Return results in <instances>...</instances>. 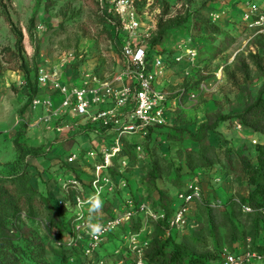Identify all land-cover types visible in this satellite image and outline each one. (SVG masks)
<instances>
[{
    "label": "rangeland",
    "instance_id": "obj_1",
    "mask_svg": "<svg viewBox=\"0 0 264 264\" xmlns=\"http://www.w3.org/2000/svg\"><path fill=\"white\" fill-rule=\"evenodd\" d=\"M242 3L243 0H137L143 17L144 44L157 36L161 20L176 18V25L154 45V54L179 49L198 52L193 64L186 59L171 65L162 88L174 94L173 98L179 88L188 84L198 96L193 101L182 99L174 106L171 126L147 140L130 138L133 146L143 143L145 148L138 154L131 147L135 160L131 163L130 187L119 202L131 196L168 212L173 210L179 189L199 185L203 201L192 205L186 227L170 234L188 255H218L224 248L264 242L263 222L255 214L244 213L240 206V197L250 189L242 171L241 156L254 158L256 146H264V137L245 130L237 118L222 123L209 138L216 162L213 167L202 169L194 168L198 157L192 152L198 151L199 145L188 134L196 132L218 112L239 115L264 88V40L243 30L239 16ZM6 12L24 34L22 50L16 46L17 35L6 19ZM213 14L220 17L213 20ZM202 16L212 21L202 22ZM122 43L123 36L96 0H0V170L11 168L16 160L14 139L22 129V142L43 154L29 159L31 171L37 174L32 180L34 186L44 194H51L55 204L64 198V186L72 179L68 174L71 166H78L77 163L65 166L70 152L102 145L105 139L82 130L66 140L52 126L42 124L41 109L32 106L21 64L35 72L32 78L35 74L38 78L41 66L58 68L61 60L70 62L74 56L75 63L64 70L69 81L80 84L90 71L113 80L124 70ZM153 168L157 170L156 180L147 178ZM227 215L242 232L237 241L226 227ZM45 221L43 211L37 212L31 221L42 236H48ZM147 224H143L147 233L151 232L147 236L155 234L163 240L169 236ZM50 236L55 240L56 233ZM120 244L116 239L109 243L110 264L118 258L112 252ZM52 248L49 262L64 264L55 242ZM171 250L172 247L168 248ZM213 264H219L218 260Z\"/></svg>",
    "mask_w": 264,
    "mask_h": 264
},
{
    "label": "built area",
    "instance_id": "obj_2",
    "mask_svg": "<svg viewBox=\"0 0 264 264\" xmlns=\"http://www.w3.org/2000/svg\"><path fill=\"white\" fill-rule=\"evenodd\" d=\"M104 15L112 22L123 36L121 52L124 70L113 80L103 78L96 72L85 73L80 84L69 81L64 70L75 63L61 60L58 68L40 67L38 76L39 94L33 99V107L41 109L40 122L52 126L62 139H70L76 132L88 130L97 137L105 139L104 144L92 146L87 150L70 153L69 163L88 164L86 171L90 175L87 184L72 178L64 186L68 193L69 184L81 189L75 197L73 220L70 231L58 242L68 249L81 248L83 257L92 263L106 264L105 258L98 257L102 246L107 244L112 235L121 237V244L115 250L117 264L129 260L133 264H148L145 249L150 243L147 227L166 220L167 234L183 230L192 205L202 200L203 192L199 185L190 186L176 195L179 202L171 217L166 212L153 208L147 202H136L131 196L125 200L117 199L111 214L99 218L98 212L90 213V197L99 194L100 200L112 199L128 190V160L119 159L124 149L125 138L145 140L152 128L167 126L182 99L195 100L198 92L184 85L174 94L162 88L171 65L189 60L195 63L198 52L179 49L172 55H150L149 48L142 41V16L138 11L137 0H96ZM240 24L243 30L254 36L264 35V0H243L240 9ZM213 20L220 16L213 14ZM139 38V40H137ZM202 89H205L202 86ZM141 154L143 145L136 147ZM119 167H116V160ZM113 170H116L113 172ZM219 181V179H218ZM119 202V203H118ZM61 204L62 201H60ZM68 203H66L67 205ZM244 212H251L249 206ZM92 219L89 221V216ZM99 225V232L92 234L90 225ZM135 224L140 227L135 229ZM147 224V225H149ZM120 231V234H116ZM221 264H264V252L248 246L234 251L224 248ZM74 261V258H72Z\"/></svg>",
    "mask_w": 264,
    "mask_h": 264
},
{
    "label": "trees",
    "instance_id": "obj_3",
    "mask_svg": "<svg viewBox=\"0 0 264 264\" xmlns=\"http://www.w3.org/2000/svg\"><path fill=\"white\" fill-rule=\"evenodd\" d=\"M6 19L9 21L14 33L17 35L16 46L22 50L24 48L23 32L18 30L10 14L7 12ZM175 19L176 18H169L166 21L161 20L157 36L153 38L151 42L146 43L147 48H149L150 55H154V45L162 40L169 28L176 25L174 23ZM201 19L202 22L206 23L212 21L211 18H205L204 16H202ZM258 37L264 40V35H260ZM158 53L172 55L174 52L166 51ZM20 59L22 61L23 57L20 56ZM1 69L2 66L0 65V70ZM21 69L24 72L27 82L26 86L29 91L28 95L32 102L33 98L39 94V85L37 82L38 78L36 74L32 78L31 75L34 71L31 72L25 64H21ZM188 86L191 88L190 85ZM236 118L240 121L241 126L245 130L264 137V88L261 89L257 98L250 102L239 115L230 116L218 112L203 122L196 132L188 131L190 138L199 145V150L192 152V154L198 157L197 165L194 166V168L197 167L203 169L213 167L216 162L214 159L216 154L214 152V146L209 142L210 134L215 133L222 123ZM173 120L174 114L169 125L152 128L145 140L151 138L159 130L166 129L171 126ZM21 124L23 123L21 122ZM21 130L22 129L19 130L18 135L14 139V146L17 153L16 160L11 164V168H4L0 170V264H51L48 260V253L49 249H53V242H55L57 247L60 249L61 261L64 264L92 263V260H88L83 257L81 248L68 249L58 245V242L63 238V236L70 231L73 220L74 200L75 197L81 193V189L74 184H69L68 193L64 190L65 196H63L64 198L59 200L57 204L53 202L51 194L49 195L40 192L32 182L33 178H35L37 174L31 171L32 167L29 163V159L42 157L43 154L40 153V149L28 147L22 142L24 133L21 132ZM133 139H124V149L119 157V159H127L129 162L126 170L129 187L131 163L135 160L131 154ZM139 144H142L143 148H145L143 143ZM137 146L138 144L133 146L135 152ZM210 152H212V154H210ZM67 163L72 165V163L66 161L65 166L67 167ZM76 163L78 166H71V170L68 174L83 184H87L91 178L89 173L86 171L88 164ZM118 163L119 160L117 159L116 167H119ZM241 163L244 176L250 185L248 193L240 197L241 210L244 212V206L252 208L251 212L244 213L255 214L258 220L263 222L264 230V146L260 144L256 146V156L254 158L242 155ZM114 171L116 170H113V172ZM147 178L156 180L157 170L153 168L148 173ZM184 189L186 188L179 189L177 193L183 191ZM121 195L123 194L120 193L118 197L116 196L112 199L102 200V212H100L99 218L102 216L104 217V214H111L112 206L117 203V199H119ZM176 195L173 210L168 212L163 210L166 212L167 218L171 217L179 205ZM203 199L204 196L201 201H203ZM134 200L139 202L136 198H134ZM60 201H62L63 204H61ZM66 203L68 204L66 205ZM39 211H43L46 216L45 229L48 236L40 235L31 225V221L35 219L37 212ZM227 217L226 227L230 231L232 239L237 241L239 240L242 232L234 219L229 215H227ZM167 225L168 223L166 219L159 222L155 226L166 234ZM139 227L140 224H135V229ZM52 232L56 233V236L54 237L55 240L50 238ZM151 235L148 237L150 239V243L145 249V258L148 261V264H213V261L215 262L216 260H218L219 264L223 262V257L221 255L222 251L218 255L208 253L188 255L180 244L174 242L170 235L165 240L158 237L156 238L155 234H153L152 237ZM113 239H116V241H120L121 243L120 236L112 235L107 244L102 246L104 249L102 248L98 257H103L108 261V247L109 243L112 242ZM248 246L264 252V242L262 244H247L243 248ZM170 247H172V250L168 251V248ZM243 248L239 246L234 247L232 250L238 251ZM112 253L113 255L115 254V252ZM72 258H74V261H72ZM106 264L110 263L107 262ZM112 264L117 263L113 262ZM125 264H133V262L129 260Z\"/></svg>",
    "mask_w": 264,
    "mask_h": 264
},
{
    "label": "clouds",
    "instance_id": "obj_4",
    "mask_svg": "<svg viewBox=\"0 0 264 264\" xmlns=\"http://www.w3.org/2000/svg\"><path fill=\"white\" fill-rule=\"evenodd\" d=\"M89 203L91 204V207L89 209L90 213H95L98 212L101 209L102 206V201L100 200L99 194H96L92 197H90L89 199ZM92 217L91 215L89 216V221H91ZM91 226V230H92V234H95L97 232H99L100 228L99 225H90Z\"/></svg>",
    "mask_w": 264,
    "mask_h": 264
}]
</instances>
